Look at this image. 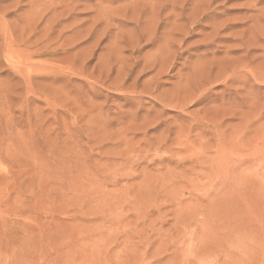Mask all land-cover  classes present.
I'll list each match as a JSON object with an SVG mask.
<instances>
[{
    "label": "rangeland",
    "instance_id": "374dc122",
    "mask_svg": "<svg viewBox=\"0 0 264 264\" xmlns=\"http://www.w3.org/2000/svg\"><path fill=\"white\" fill-rule=\"evenodd\" d=\"M263 29L264 0H0V264H264Z\"/></svg>",
    "mask_w": 264,
    "mask_h": 264
},
{
    "label": "bare ground",
    "instance_id": "6f19581e",
    "mask_svg": "<svg viewBox=\"0 0 264 264\" xmlns=\"http://www.w3.org/2000/svg\"><path fill=\"white\" fill-rule=\"evenodd\" d=\"M198 15H199V14H198ZM197 18H198V17H197ZM193 20H194V19H193ZM195 20H196V18H195ZM263 30H264V29H263ZM152 31H153V30H152ZM259 31H260V30H259ZM247 33H248V32H247ZM250 33H252V30H251ZM253 33H254V32H253ZM254 34H255V33H254ZM254 34H253V35H254ZM246 36H247V35H244L243 37H246ZM256 36H257V40H258V36H259V35H257V33H256L255 37H256ZM241 37H242V36H241ZM248 37H250V34H249V36H247V38H248ZM251 37H252V35H251ZM251 37L248 38V40L246 39V41H247V43H248V42L251 40L250 43L253 42V44H254L256 38L253 40ZM259 38H260V37H259ZM241 39H242V38H241ZM260 39H261V38H260ZM260 39H259V40H260ZM243 40H244V39H243ZM252 40H253V41H252ZM211 41H212V40H211ZM246 41H245V43H246ZM260 41H261V40H260ZM167 42H168V41H167ZM167 42H166V43H167ZM172 42H173V41H172ZM240 42H241V41H240ZM257 42H258V41H256L255 44H256ZM241 43H242V42H241ZM259 43H261V42H258V44H259ZM262 43H264V42H262ZM248 44H249V43H248ZM248 44H247V46H248ZM255 44H254V45H255ZM212 45H213V44H212ZM242 45H243V43H242ZM249 45H250V44H249ZM165 46H166V45H165ZM239 46H240V45H239ZM247 46H246V47H247ZM180 47H181V46H180ZM231 47H232V46H231ZM167 48H168V46H167ZM171 48H172V47H171ZM242 48H245V47H242ZM253 48H254V47H253ZM255 48H256V47H255ZM247 49H248V47H247ZM250 49H251V48H250ZM250 49H249V50H250ZM256 49H257V48H256ZM243 50H244V49H243ZM249 50L246 51V53H247V57L244 56L245 58H247L246 62H247L248 59H249V58H248V56H249V52H250ZM251 50H252V49H251ZM160 52H161V51H160ZM251 52H252V51H251ZM212 53H213V52H212ZM214 53H215V51H214ZM228 54H229V53H228ZM213 55H214V54H213ZM244 55H245V54H244ZM226 56L230 59V56H228V55H226ZM226 56H225V58H226ZM242 57H243V56H241V58H242ZM250 57H251V56H250ZM228 58H226L227 60H226V59L224 60V58H223V62H224V61H225V62L230 61ZM245 58H244V60H245ZM251 58L254 59L255 57H251ZM261 58H262V57H261ZM261 58H260V59H261ZM231 59H232V58H231ZM237 59H238L237 61L235 60L236 62H238V61L240 60L239 57H238ZM255 59H256V58H255ZM174 61H175V60H174ZM235 61H233V59H232V62H235ZM159 62H160V61H159ZM218 62H219V65H218V66H219L220 69L217 70V75H216V76H218L219 74H220V75L222 74V73H221V68H222V67H223L222 69L226 68V67H224V65H226L225 62H224V64L221 63V61H219V60H218ZM239 62L244 63L245 61H243V58H242L241 61H239ZM246 62H245V63H246ZM172 63L174 64V62L172 61V62L169 64V68H170V65H171V67H172ZM248 63H249V62H248ZM248 63H247V64H248ZM253 63H254V62H253ZM262 63H263V62H262ZM156 64H157V63H156ZM212 64H214V63H212ZM220 64H221V65H220ZM222 64H223V65H222ZM214 65L217 66L216 63H215ZM227 65H228V63H227ZM227 65H226V66H227ZM251 65L253 66V64H251ZM261 65H262V67H263V64H261V63H260V65H259V67H260ZM174 66H175V65H174ZM210 66H211V64H210ZM212 66H213V65H212ZM221 66H222V67H221ZM238 66H239V68H240V65H238ZM238 66H237V69H239ZM248 66H250V65H248ZM248 66L246 65V69H247ZM207 67H208V66H207ZM214 67H215V66H214ZM241 67H242V66H241ZM253 67L255 68L256 66H253ZM259 67H258V68H255V69H257V70L254 69V71L251 72V76H252L254 79H256L255 81L259 80L260 77H262V78L264 79V70H263L262 67H261L262 69H261V68L259 69ZM166 68H167V67H166ZM169 68H167V69H169ZM210 68H213V67H210ZM210 68H209V69H210ZM217 68H218V67H217ZM217 68H216V69H217ZM167 69H166V70H167ZM170 69H171V68H170ZM173 69H174V68H173ZM199 69H201V68H199ZM203 69H204V68H203ZM252 69H253V68H252ZM252 69H251V70H252ZM204 70L206 71L205 74H209V73H207L208 71L206 70V68H205ZM204 70H203V74H204ZM211 70H213V69H211ZM227 70H228V68H227L226 70H224V71H227ZM233 71H234V72H232V73L230 72L231 74H229L230 76H228V77H225V75L228 74V73H227L228 71H227L226 73L224 72L225 74L222 75V76H224L225 79H224V77H222V76H219L217 79L221 78V79H220V82H221V83L223 82L224 84H227V87H228V83H230V82H232V81H233V82L236 81L235 83L238 84V82L240 81L239 79H241V80L243 81V78H245V77L247 78V72H245V73H246V74H245L244 71H242V70L239 71V70H236V69H234ZM241 71H242V72H241ZM248 71H250V69H248ZM167 72H168V71H167ZM219 72H220V73H219ZM211 73H212V72H211ZM194 74H195V73H194ZM199 74H200V73H199ZM248 74H250V73H248ZM200 76H202V75L200 74ZM216 76L213 77V78L215 79ZM226 76H227V75H226ZM251 76H249V77H251ZM194 77H196V76H194ZM194 77H193V78H194ZM204 77H205V76H204ZM206 77H207V76H206ZM210 77H211V80H212V76H210ZM236 77H238V78H236ZM239 77H242V78H239ZM196 78H197V77H196ZM198 78H199V77H198ZM198 78H197V79H198ZM222 78H223L224 80H223ZM246 78H245V79H246ZM194 79H195V78H194ZM205 79H206V78H205ZM205 79H204V80H205ZM214 79H213V81H214ZM245 79H244V80H245ZM248 79H249V78H248ZM248 79H247V80H248ZM199 80H200V82H201V79H200V78H199ZM204 80H203V82H204ZM215 80H216V79H215ZM221 80H222V81H221ZM237 80H239V81H237ZM206 81H207V79H206ZM208 81H209V78H208ZM242 81H241V82H242ZM263 81H264V80H263ZM200 82H198V84L196 83L197 85L194 84V85H195L194 87L197 86V88H198V85H200V84H199ZM241 82H240V83H241ZM244 82H245V81H244ZM211 83H212V82H211ZM253 83H254V82H253ZM187 84H189V83H187ZM201 84H205L204 86H206V87H204V89L207 88V85H208V84H206V83H201ZM215 84H219V81L216 80V81H215ZM215 84H213V85L215 86ZM233 84H234V83H233ZM233 84L230 83V85H233ZM236 84H235V86H236ZM241 84H242V83H241ZM241 84H240V85H241ZM245 84H246V83H245ZM254 84H255V83H254ZM191 85H192V84L190 83V86H188V87H190V89H191V91H192V90L195 89V88H194L193 86H191ZM222 85H223V84H222ZM230 85H229V86H230ZM247 85H248V84H247ZM262 85H263V84H262ZM217 86H219V85H217ZM220 86H221V85H220ZM225 86H226V85H225ZM235 86H234V87H235ZM186 87H187V86H186ZM186 87H185V88H186ZM191 87H193V88H191ZM199 87H200V86H199ZM211 87H212V86H211ZM211 87H210V88H211ZM252 87H253V86H252ZM256 87H257V86H256ZM256 87H255V88H256ZM197 88H196V89H197ZM200 88L203 89V86L200 87ZM232 88H233V86H232ZM232 88H231V89H232ZM255 88H254V89H255ZM198 89H199V88H198ZM212 89H213V87H212ZM212 89H211V90H212ZM191 91H189V89H188V92L186 91V93H191V94H190V96H191L192 94H194V93H192L193 91H192V92H191ZM197 91H198V90H196V93H197ZM213 91H214V89H213ZM213 91H212V92H213ZM228 91H229V90H228ZM238 91L242 92V89H241V90H238ZM194 92H195V90H194ZM201 92H202V91H201ZM205 92H206V91H205ZM203 93H204V92H203ZM229 93H230V91H229ZM232 93H233V92H232ZM232 93H231V94H232ZM237 93H238V92H237ZM201 94H202V93H201ZM211 94H212V93H211ZM240 94H241V93H240ZM247 94H248V93H247ZM250 94H251V93H250ZM250 94H248L247 96H249ZM253 94L256 95V97H257V93H256V94L253 93ZM195 95H196V94H195ZM195 95H194V97H195ZM199 95H200V94H199ZM199 95H198V96H199ZM202 95H204V94H202ZM213 95H214V94H213ZM258 95H259V94H258ZM188 96H189V95H188ZM190 96H189V97H190ZM198 96H197V97H198ZM200 96H201V95H200ZM210 96H211V95H210ZM228 96H229V95H228ZM252 96H253V95H252ZM189 97H188V98H189ZM192 97H193V96H192ZM194 97L191 98V99H193V101H194V100H195V101H198V100H199L198 98L194 99ZM201 97H202V96H201ZM213 97H214V96H213ZM236 97H238V96H236ZM239 97H241V96H239ZM207 98H208V97H206V100H207ZM209 98H210V97H209ZM211 98H212V97H211ZM234 98H235V97H234ZM253 98H254V96H253ZM257 98H258V97H257ZM197 99H198V100H197ZM201 99H202V98H201ZM241 99H242V98H241ZM250 99H251V95H250ZM254 99H255V98H254ZM254 99H253V100H254ZM223 100H224V98H223ZM228 100H229V99H228ZM243 100H246L245 97H244ZM251 100H252V99H251ZM255 100H256V99H255ZM255 100H254V101H255ZM189 101H190V100H189ZM189 101H187V102L184 101V103L187 104ZM224 101H225V100H224ZM235 101H236V100H235ZM191 102H192V100H191ZM243 102H245V101H243ZM248 102H249V99H248ZM193 103H194V102H193ZM193 103H192V104H193ZM233 103H234V102H233ZM233 103H232V104H233ZM238 103H239V102H238ZM240 103H241V102H240ZM182 104H183V103H182ZM241 104H242V103H241ZM236 105H238V104L236 103ZM243 105H244V104H243ZM178 106H179V105H178ZM180 106H181V105H180ZM186 106H187V105H186ZM188 106H189V105H188ZM233 106H234V105H233ZM240 106H242V105H240ZM182 107H184V105H183ZM231 107H232V106H231ZM234 107H236V106H234ZM237 107H238V106H237ZM258 116H259V115H258ZM251 119H252V117H251ZM251 119H250V121H251ZM247 122H248V123H251V122H249V121H247ZM254 122H255V121H254Z\"/></svg>",
    "mask_w": 264,
    "mask_h": 264
}]
</instances>
